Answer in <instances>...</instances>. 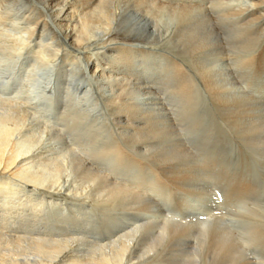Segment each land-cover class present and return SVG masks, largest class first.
Returning <instances> with one entry per match:
<instances>
[{"label":"bare ground","instance_id":"6f19581e","mask_svg":"<svg viewBox=\"0 0 264 264\" xmlns=\"http://www.w3.org/2000/svg\"><path fill=\"white\" fill-rule=\"evenodd\" d=\"M259 68L264 0H0V264H264Z\"/></svg>","mask_w":264,"mask_h":264},{"label":"rangeland","instance_id":"374dc122","mask_svg":"<svg viewBox=\"0 0 264 264\" xmlns=\"http://www.w3.org/2000/svg\"><path fill=\"white\" fill-rule=\"evenodd\" d=\"M8 18H9V20L10 19H13L11 16H7ZM11 17V18H10ZM12 21V20H11ZM262 67V66H261ZM259 70V72L257 73V76H259V75H263V73H262V71L264 70V68H262V69H258ZM26 77V76H25ZM23 79H24V77H23ZM254 84H256V82H254ZM252 88L253 86H251V84L249 85V88ZM30 107V108H29ZM29 107L27 106L26 107V109H28L27 110V112H26V114H30L29 112H32V117H31V114H30V116L28 117L29 118V120L31 121L30 123H31V125L33 126V128L34 129H39V130H42V131H44V130H46V129H48L49 130V136H50V134H52L51 135V137H53L55 134H58L57 133V131H58V127H59V125L58 124H56V122L55 121H52V122H50L49 121V118H47V117H49V116H47L48 114H42L41 112H38L37 111V109H35L36 107H34V106H32V107H34V111H33V109H32V107L29 105ZM34 112V113H33ZM28 116V115H27ZM36 117V118H35ZM31 118V119H30ZM36 120V121H35ZM40 125V126H39ZM55 125V127L57 128V129H54L55 127H53ZM37 126L39 127V128H37ZM45 126V127H44ZM53 129V131H52V129ZM60 128V127H59ZM51 132V133H50ZM54 134V135H53ZM231 153H229V155H230ZM19 189V188H18ZM14 197V198H13ZM16 197V198H15ZM19 199V195H15V196H12V198H10V199H7V201H9V202H12V201H15V202H17V200ZM239 202H237V205H239V206H243L244 204H243V200L241 199V200H238ZM241 201V202H240ZM187 202H188V199H187ZM0 203H1V201H0ZM19 211H20V213H19ZM172 211H174L175 213H176V211L175 210H173L172 209ZM18 214H20L19 216H18ZM22 214V215H21ZM23 215H25V208H23V209H17V210H13L12 211V213H10V215H8V219H10V220H12L11 219V217L13 218V220H16L17 222H19V221H21V217H23ZM15 218V219H14ZM12 220V221H13ZM7 229V228H6ZM9 229H11V228H9ZM8 230V229H7ZM9 231V230H8ZM3 232H6V230H3ZM29 236H36V235H31V234H28ZM54 238H56V237H54ZM50 239H53V237L52 238H50ZM57 239H59V238H57ZM53 240H55V239H53Z\"/></svg>","mask_w":264,"mask_h":264}]
</instances>
